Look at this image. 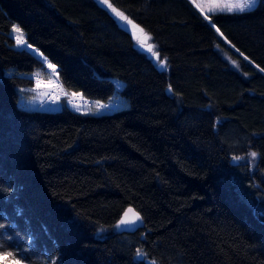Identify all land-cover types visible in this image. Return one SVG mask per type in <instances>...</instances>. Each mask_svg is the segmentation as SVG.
<instances>
[{"label": "trees", "instance_id": "1", "mask_svg": "<svg viewBox=\"0 0 264 264\" xmlns=\"http://www.w3.org/2000/svg\"><path fill=\"white\" fill-rule=\"evenodd\" d=\"M109 3L0 0V264H264V0L211 23L189 0ZM14 26L67 92L129 107L22 109L46 65ZM129 209L143 229L117 230Z\"/></svg>", "mask_w": 264, "mask_h": 264}, {"label": "rangeland", "instance_id": "2", "mask_svg": "<svg viewBox=\"0 0 264 264\" xmlns=\"http://www.w3.org/2000/svg\"><path fill=\"white\" fill-rule=\"evenodd\" d=\"M193 2V0H191ZM260 3V0L250 9L245 11H238L235 9V0L233 4L228 6L233 7V11L229 12L227 10L221 11L226 5L224 3H212L211 0H197L195 6L199 9L204 16L208 17L209 15L215 13H243L255 9ZM121 21H124L120 17ZM125 27L131 32L135 42L140 44L139 48L148 52L149 48H152L150 45V36L147 35L140 27H137L133 22L127 23ZM10 38L14 42V47L19 50H28L33 53L36 57L44 62L46 65V75L42 72H35L26 77L34 81V87L28 89H21L20 102L19 105L22 109L28 111H46V112H59L64 108H69L70 110L85 114V115H111L118 111L127 109L129 107V102L126 99H123L121 96H116L110 102L104 104L96 101H91L83 98L80 94L69 93L67 92L62 84L59 81L57 68L54 70L48 68V60H45L44 56H41V53L33 47H28L26 37L22 31V35L14 31V27L9 34ZM17 36H20L23 41L26 43L20 45L17 43ZM116 86L119 90L123 88V83L116 81ZM132 211H129L127 215L122 219L125 223L119 222L117 225V230H126L127 227V216L130 215ZM9 264H22L18 261L10 262Z\"/></svg>", "mask_w": 264, "mask_h": 264}, {"label": "snow or ice", "instance_id": "3", "mask_svg": "<svg viewBox=\"0 0 264 264\" xmlns=\"http://www.w3.org/2000/svg\"><path fill=\"white\" fill-rule=\"evenodd\" d=\"M211 2L212 3H224L226 5V7L224 9H221V11H225V10H227L229 12L233 11V7L228 6L230 4H233V0H211ZM257 2H258V0H235V9L242 12V11H245L247 9L252 8ZM102 3L105 4V5H107L109 8L112 7L111 4L109 3V0H102ZM193 3L196 4L197 3V0H193ZM112 11L117 16H119L122 19H124L127 23H131V21H128L127 17H125L123 15V13L118 12L117 9L112 8ZM205 18L210 20V17H207L206 16ZM213 27H215V25H213ZM14 31L17 32V33H20L22 35V30L18 26H14ZM216 31L218 33H220V29L219 28H216ZM220 35L223 36V33H220ZM17 43L20 44V45H22V44L26 43V41H23L20 36H17ZM28 47L30 48L31 45H28ZM149 51H151V48H149ZM152 54L155 56L156 60L159 62V66L161 68H165L166 67V64H167V58L165 57V58L161 59L159 52H153ZM41 56H43L42 53H41ZM46 59L47 58L45 57V60ZM245 59H247V57H245ZM48 68H51V69L54 70L56 68V65H54V64H52V63L49 62L48 63ZM260 70L262 72H264V68H261ZM73 95H75V93ZM250 155L253 158L256 157V153L255 152L251 153ZM236 159H240V158L239 157H236ZM128 211H133V210L132 209H129ZM126 215H127V212L125 213V216ZM136 217H137V219H140L139 213L136 214ZM121 223L123 224V223H125V221L124 220H121ZM0 254H3V248L2 247H0ZM7 254L8 255H13V256L15 255L13 253H7ZM142 255H143V253L140 250H138L137 251V256H142Z\"/></svg>", "mask_w": 264, "mask_h": 264}, {"label": "water", "instance_id": "4", "mask_svg": "<svg viewBox=\"0 0 264 264\" xmlns=\"http://www.w3.org/2000/svg\"><path fill=\"white\" fill-rule=\"evenodd\" d=\"M189 1L194 5V7H196L195 4L191 0H189ZM196 9L199 10L197 7H196ZM206 20L209 23H211V21L209 19H206ZM124 25H126V22H125V24H123V26ZM168 93H171V89H168ZM136 214H137V212L133 211L130 215H128L126 217L127 222H128V230L131 232L137 231L139 229H143L145 226L144 220L141 217V215L139 214L140 219H137ZM142 258H143V256H139V259H142ZM148 264H152V262L148 261Z\"/></svg>", "mask_w": 264, "mask_h": 264}, {"label": "flooded vegetation", "instance_id": "5", "mask_svg": "<svg viewBox=\"0 0 264 264\" xmlns=\"http://www.w3.org/2000/svg\"><path fill=\"white\" fill-rule=\"evenodd\" d=\"M126 230H127L128 232H131V231H129V230H128V223H127V227H126Z\"/></svg>", "mask_w": 264, "mask_h": 264}]
</instances>
